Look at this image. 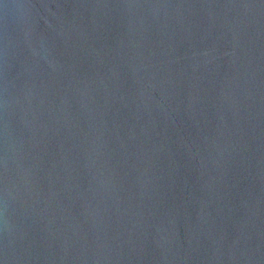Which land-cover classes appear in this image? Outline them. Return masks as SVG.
Listing matches in <instances>:
<instances>
[{
  "label": "water",
  "instance_id": "water-1",
  "mask_svg": "<svg viewBox=\"0 0 264 264\" xmlns=\"http://www.w3.org/2000/svg\"><path fill=\"white\" fill-rule=\"evenodd\" d=\"M0 264H264V0H0Z\"/></svg>",
  "mask_w": 264,
  "mask_h": 264
}]
</instances>
